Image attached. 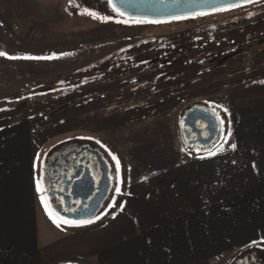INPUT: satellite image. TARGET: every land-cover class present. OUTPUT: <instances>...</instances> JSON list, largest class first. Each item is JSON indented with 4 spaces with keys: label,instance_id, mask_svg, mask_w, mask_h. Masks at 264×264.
Masks as SVG:
<instances>
[{
    "label": "rangeland",
    "instance_id": "rangeland-1",
    "mask_svg": "<svg viewBox=\"0 0 264 264\" xmlns=\"http://www.w3.org/2000/svg\"><path fill=\"white\" fill-rule=\"evenodd\" d=\"M48 2L45 16L23 17L20 30L0 17V43L12 46V56L53 57L2 65L0 125L27 129L36 173L62 143L100 148L115 168L102 212L115 204L113 155L120 191L138 176L195 157L199 152L179 140L182 111L222 105L229 91L264 74L252 65L262 57L263 27L246 21L264 17V0L165 23L122 20L95 0ZM85 8L108 19L81 15ZM223 121L216 141L226 131ZM247 259L264 264V243L242 247L223 264Z\"/></svg>",
    "mask_w": 264,
    "mask_h": 264
},
{
    "label": "crops",
    "instance_id": "crops-1",
    "mask_svg": "<svg viewBox=\"0 0 264 264\" xmlns=\"http://www.w3.org/2000/svg\"><path fill=\"white\" fill-rule=\"evenodd\" d=\"M48 1L0 0V17L20 30L23 17L45 16ZM249 20L264 30V17ZM261 48L256 70H264V41ZM0 51L13 54L7 43ZM10 63L0 57V68ZM248 81L212 106L227 125L211 148L138 176L116 193L115 206L73 225L57 227L45 212L27 129L1 124L0 264H223L264 243V74Z\"/></svg>",
    "mask_w": 264,
    "mask_h": 264
},
{
    "label": "flooded vegetation",
    "instance_id": "flooded-vegetation-1",
    "mask_svg": "<svg viewBox=\"0 0 264 264\" xmlns=\"http://www.w3.org/2000/svg\"><path fill=\"white\" fill-rule=\"evenodd\" d=\"M95 2L100 9L103 7V10L109 9L114 12L108 0H95ZM119 18L126 19L125 17ZM194 106L209 111L211 114L214 112L211 107L206 105H190L182 111L177 131L180 143L186 150L202 152L215 144L217 136L209 145L203 146L201 143L207 137V133L203 130L205 125L197 122L195 129L183 126L182 119L185 112ZM39 169L46 201L63 220L78 222L80 218L76 219V217L87 215L93 210L94 203L100 200V195L105 190L106 173L110 176L111 181L110 194L102 200L94 218L102 213L113 193L112 175L115 169L113 162L100 148H96L90 143L87 144L83 141L62 143L56 151L45 157ZM83 185L89 188L86 195H84L85 191L84 194L82 192ZM256 263V259H247L246 261V264Z\"/></svg>",
    "mask_w": 264,
    "mask_h": 264
},
{
    "label": "water",
    "instance_id": "water-1",
    "mask_svg": "<svg viewBox=\"0 0 264 264\" xmlns=\"http://www.w3.org/2000/svg\"><path fill=\"white\" fill-rule=\"evenodd\" d=\"M259 0H251L255 2ZM240 0L239 5L248 4ZM237 4V0H112L110 4L113 10L128 20H143L151 22H162L174 19H183L193 17L198 14H207L219 10L234 8L232 5ZM237 7V6H236ZM201 122L205 125L204 132L207 137L201 143L203 146L209 145L217 136L218 122L217 119L209 111H205L199 107H192L187 110L183 116V126H189L195 129V124ZM105 190L100 195V200L94 203L93 210L80 218V221L93 219L101 206L102 200L110 194V176L105 175ZM86 195L89 188L83 185Z\"/></svg>",
    "mask_w": 264,
    "mask_h": 264
},
{
    "label": "snow or ice",
    "instance_id": "snow-or-ice-1",
    "mask_svg": "<svg viewBox=\"0 0 264 264\" xmlns=\"http://www.w3.org/2000/svg\"><path fill=\"white\" fill-rule=\"evenodd\" d=\"M239 2L240 0H237V4H234L232 5V7H236L239 5ZM244 2H251V0H244ZM68 3H69V6H72L74 4V0H68ZM108 3L111 4L112 3V0H108ZM81 15H89L91 16L93 19H100L101 21H104V20H107L108 18L107 17H100L98 16L97 13L93 12V11H90L89 9L85 8L83 10V12L80 13ZM148 21H137V23H147ZM67 55V54H66ZM0 57H5L7 59H10V60H16V59H26V60H45V59H52L53 57H36V56H10L8 55L6 52L4 51H0ZM260 83L264 84V81H260ZM207 103V102H205ZM216 107H222L220 105H217ZM0 110H3V109H0ZM225 112H227V109H223ZM217 120H220V117H219V114L218 113H215L213 112L212 113ZM220 123L223 124V121L220 120ZM231 132L229 130V133L228 135H230ZM227 142V141H225ZM97 143H100L99 141H97ZM103 146V145H102ZM231 148L232 149H235L236 148V145L235 144H232L231 145ZM181 151H183V149H181ZM215 153H210V155H214ZM200 158H203V157H200ZM113 160L116 161V179H117V187L115 189L116 193L117 194H120V187H119V173H120V165H119V161L117 160L116 156L113 155ZM37 192L40 193L42 192V189H41V185H40V181L37 180ZM41 203L44 205L45 207V212L46 214L49 216L50 219H52L53 223L56 224L57 227H60V224L61 223H64V224H68V225H73L74 222L72 221H68V220H63L62 218H60L50 207L49 205L45 202L43 196H41ZM120 209L123 210L124 208V205L123 204H120L119 205ZM92 221H87V223H91ZM75 226H82L80 224H75Z\"/></svg>",
    "mask_w": 264,
    "mask_h": 264
},
{
    "label": "trees",
    "instance_id": "trees-1",
    "mask_svg": "<svg viewBox=\"0 0 264 264\" xmlns=\"http://www.w3.org/2000/svg\"><path fill=\"white\" fill-rule=\"evenodd\" d=\"M220 11L221 10H219V12ZM216 12H218V11L207 13V14H213V13H216ZM201 15H203V14H198L196 16H201ZM204 15H206V14H204ZM188 18H192V17H187V18H183V19H174V20H169V21H162V22H151V21H148V22H150V23H165V22H173V21H176V20H184V19H188ZM134 21H143V20H134Z\"/></svg>",
    "mask_w": 264,
    "mask_h": 264
}]
</instances>
